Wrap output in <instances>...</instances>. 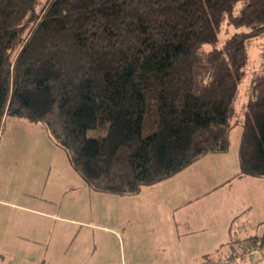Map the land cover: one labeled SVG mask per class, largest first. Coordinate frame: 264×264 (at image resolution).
<instances>
[{
    "label": "trees",
    "instance_id": "obj_1",
    "mask_svg": "<svg viewBox=\"0 0 264 264\" xmlns=\"http://www.w3.org/2000/svg\"><path fill=\"white\" fill-rule=\"evenodd\" d=\"M224 20L240 30L218 47ZM263 33L264 0H0V131L40 123L93 191L129 195L240 122L236 175L264 179V71L236 108Z\"/></svg>",
    "mask_w": 264,
    "mask_h": 264
},
{
    "label": "rangeland",
    "instance_id": "obj_2",
    "mask_svg": "<svg viewBox=\"0 0 264 264\" xmlns=\"http://www.w3.org/2000/svg\"><path fill=\"white\" fill-rule=\"evenodd\" d=\"M237 30L240 29L234 28L224 20L216 46H222L224 40ZM248 51L246 75L239 84L236 104L238 112L248 99L249 81L264 71V33L250 39ZM241 131L240 122L230 129V144L226 152L228 154L233 152L234 159L238 156ZM94 133L93 131L89 134ZM79 179L82 180L67 160L65 149L55 144L42 124L16 116H8L4 120L0 131V200H3V203L5 200L18 204L35 202L33 198L24 195L28 188L42 185L50 188L53 184L72 183ZM173 188L174 185L171 186L169 182L163 180L141 188L143 192L137 198L99 203L98 223L120 234L122 237L120 249L126 264H264V249L259 247L261 244L259 237L264 233L262 222L264 209L254 206L249 212L246 210L242 214L238 212L236 218L230 222L229 233L225 234L226 241L222 242V248L216 251L213 247L218 245V230L220 221L224 218L220 215L222 208L213 211L210 203L202 202L198 209L195 205L194 210L188 213L193 235L185 242L174 234V227L171 226L174 220L166 208L168 203L159 202L163 190L170 191ZM75 192H79L78 189L75 188ZM15 195L16 197H13ZM230 196L228 200H223L224 206L227 205L229 210V216L232 215V210L240 211L242 203L248 200L241 198L240 194L238 204L235 202V191H232ZM2 209L7 208L3 206ZM179 216L180 214L177 215ZM33 217L30 214H21L18 217L19 221L21 220L18 224L21 225L22 236H29L32 231L30 224L39 222ZM205 223L207 226L203 229ZM99 236L95 237L97 243L100 240L112 244L117 241L109 232H100ZM185 236L188 238L189 234ZM255 236L258 237V244L249 241L250 237ZM31 244L36 246L35 242L26 243L22 240H18V244H13V247L0 245V264H7L13 257L18 263L26 260L28 263L24 264H39L38 258H24ZM17 245L19 247L15 251Z\"/></svg>",
    "mask_w": 264,
    "mask_h": 264
},
{
    "label": "crops",
    "instance_id": "obj_3",
    "mask_svg": "<svg viewBox=\"0 0 264 264\" xmlns=\"http://www.w3.org/2000/svg\"><path fill=\"white\" fill-rule=\"evenodd\" d=\"M238 171V156L234 159L233 152L207 153L185 166L183 170L164 179L171 186L174 185V188L170 191L162 189L159 202L168 203L167 212L174 220L171 226L174 227V234L178 239L187 242L192 238L193 226L188 213L194 210L195 205L198 209L202 202L210 203L213 211L222 208L220 215L224 218L220 221L218 245L213 247L216 251H219L223 246L222 242L226 241L225 234L229 233L230 222L232 223L238 212L239 214L245 210L249 212L254 206L264 209V179L247 175L238 176L236 175ZM75 188L79 192H75ZM232 191H235L236 203H240V194L241 198L248 200L242 203L240 211L232 210L233 213L231 212L232 215L229 216V210L227 205L224 206L223 200H228ZM142 192L140 189L139 193L129 195L101 193L93 191L83 179L72 183L60 182L51 185L50 188L43 185L30 187L24 195L33 198L35 202L18 204L10 200L3 203V200H0V245L13 247V244H18V240L26 243L35 242L36 246L31 244L24 258H38L39 264H126L120 249L122 243L120 234L98 223L99 203L137 198ZM3 206L7 209H2ZM21 214H30L39 221L30 224L32 231L29 236L21 235V225L18 224L21 221L18 219ZM206 226L207 223L203 229ZM199 227L201 229L202 225ZM100 232H109L118 242L113 240L112 244L100 240L97 243L95 237H98ZM188 234L190 237L187 238L185 235ZM18 247L17 245L14 250L17 251ZM25 262L28 263L26 260L18 263L13 257L7 264Z\"/></svg>",
    "mask_w": 264,
    "mask_h": 264
}]
</instances>
